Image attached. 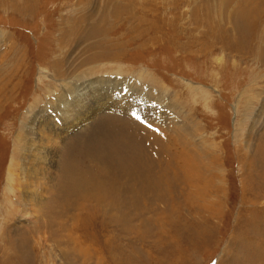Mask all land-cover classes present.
<instances>
[{
    "label": "rangeland",
    "instance_id": "374dc122",
    "mask_svg": "<svg viewBox=\"0 0 264 264\" xmlns=\"http://www.w3.org/2000/svg\"><path fill=\"white\" fill-rule=\"evenodd\" d=\"M79 1L81 2V0H0V29L7 31L13 37L21 53L19 54L24 60L23 67L17 73L16 81L13 82L18 83L14 90H9L12 86L8 88L7 84L5 85L6 73H9L13 66L8 65L9 60L0 61V86L3 89L7 88L4 89L3 96L0 98V264H83L86 260L91 262L89 264H241L238 262V256L242 248L238 246L237 235L238 233L240 235L242 221L251 212L252 203L260 201L264 203V197L262 199L254 197L247 199V202L244 201L242 190L246 189L249 183L257 182L258 179L257 174L249 170V173L255 176L253 180L249 179L250 182L245 184L242 181L244 173L240 171L239 165L248 155L258 154V148L263 144L262 139H258L259 132L254 130L253 137L258 146H254L251 150L254 153L248 150L244 152L241 140L247 125L241 124L239 128L237 124L240 120H244L245 113L247 115L248 109L247 106L245 107L247 99L259 93L260 100L254 99L257 104L251 100L254 101L253 106H259L261 99L264 101V93L260 92L264 89V0H226V2L209 0L204 11L203 8L206 6L203 3H206L198 0H82L83 11L78 13L76 8L79 6ZM116 5L119 8L118 13ZM207 9L210 14H205ZM205 16L210 18V22L215 21L223 25V34L217 27L212 29L214 33H206L224 35V41L219 43L214 51L212 50L211 55L207 54L208 56L201 54L211 45L208 39L203 38L206 35L204 31L208 29L207 26L211 25L207 21L203 22ZM244 19L251 23V29L254 28L255 35L257 34V37L260 35V38L256 40L249 38V44H244L243 50L238 53L229 48L228 39L234 40L239 35L245 23ZM96 25L99 27L93 29ZM200 25L201 28L197 29L196 27ZM66 29H68L67 32ZM254 32L249 27L245 33L254 35ZM66 33L69 38L65 35ZM230 36L233 38H229ZM73 37L75 38L72 39ZM251 40L255 42V45L251 44ZM61 43L67 45L64 48L65 55L62 56L58 55L62 50L59 48ZM3 46L4 42L1 41L0 50ZM57 56L60 59H58L57 71L61 70L60 66L65 69L72 66L76 73L83 75L87 68L93 66L90 72L95 71V76L108 74L130 77L134 84L137 79H140L139 74L143 77V72H147L146 77L140 79L142 86L168 88L169 96L164 95L168 102L178 104L177 106L183 110L182 113L191 112V120L203 122L209 128L208 135L215 133L216 141L222 143L221 159L225 163L223 167L226 169L227 187L230 189L227 190L229 196L227 195L226 202L216 203L217 207L223 209V216L218 219L207 212L201 215L195 213L193 218H190V215L188 216L190 228L193 223L195 231L190 232L188 226V230H181L179 238H175L174 235L175 242L173 236L171 241H165L163 237L166 228L160 227L158 223L162 221L163 216L170 218L169 223L171 219L176 220L177 216L175 213L172 215L170 211L171 197L167 199L171 203L165 208L163 206L165 201L162 203L161 197L164 192H168L165 195H173L172 197L176 199L180 191L179 184L183 185L182 181L188 177L179 170L175 161L169 165L167 171L163 172L166 161L171 159L165 160L168 153L163 151L162 139L157 138L156 135L158 132H164L153 122L154 119L149 120L144 116L148 114L158 118L159 113L152 112L154 103L135 97L132 99L135 102L132 107L136 109L135 114L138 113L133 117L135 119L118 113V110L109 109L108 112H103L96 118L95 127L90 128L92 126L88 125L83 135H74L67 140L65 152L72 145L77 147L82 155H78L77 161L71 163V166L77 164L76 172L82 173L81 170L84 169L87 171L92 164L93 168H89L88 172L91 173L94 170L93 180H99L98 186L102 185L103 188H106L108 184L111 191L105 197L107 211L99 212L95 209L92 211L91 208L96 203L95 197L99 193L82 196L81 190H55L56 203L58 201L63 203L70 197L77 202L83 201L84 204L92 203L91 206L86 205L87 210L79 219L80 224L85 225L83 237L88 242L87 255L84 257L79 252L75 254L66 244V240L60 238L56 229L57 223L51 221V219L54 220L52 215L56 214L53 208L49 211L50 215L46 210L45 214L42 213L43 217L40 216V222L45 223L44 219L48 214L49 219L45 226L42 223L40 226L35 223L27 224L26 221V226L17 225L19 229L26 230L21 235L24 238H17L14 234V228L17 227L14 226L20 217L18 210L22 209V203L20 206L17 200L21 201L19 195L23 193L21 163L24 160L22 142L18 140L17 134L25 127L29 119L30 106L37 99L42 104L45 103L51 95L49 88L56 86L57 82L53 79L55 76L53 65ZM193 83L194 85H190ZM200 84L209 89L211 98L210 102L207 101L208 105L204 98L197 96L195 99L189 89L190 86ZM142 102L143 105L140 106ZM246 117L249 118V116ZM250 122L251 120L248 122L249 127ZM237 127L240 130L235 132ZM136 128L140 130V135L135 134L133 139ZM197 149L202 151L200 148ZM137 150L142 152L146 168H149L152 176L158 180L153 177L143 178L140 181L138 178V182L129 180L130 175L124 167L127 166L129 153H136ZM200 151L198 153L202 155ZM70 154L69 150L68 155ZM240 154L241 157L244 154L243 159ZM179 159L184 158H176V161ZM136 162L134 161L135 164ZM181 166L183 165H179ZM162 172L163 175L160 178L159 175ZM85 174L86 179L90 180L88 173ZM60 180L62 182V178ZM166 181L170 185L166 186ZM133 183H137L138 187L144 185L143 190L138 191V197L130 192L133 189ZM9 184H11L10 192L6 190ZM67 184L65 183V186L70 185ZM117 185L120 186L118 189ZM257 187L263 188L264 185ZM65 191L72 195L64 196ZM140 193L142 195L149 193L147 197L150 202L148 201L147 209L144 206L145 202L142 205ZM59 198L62 199L59 200ZM183 202L179 203V208L184 218L185 212L189 213V211L186 210ZM162 210L167 212L163 213ZM260 210L263 211L261 208ZM170 214L172 216H169ZM74 221L73 216L71 222L74 223ZM163 222L165 224V221ZM77 226L79 227V224ZM253 227L255 228V222ZM39 229L43 232L42 235L50 234L49 238L52 236L49 241H55L60 248L69 250V252L63 250L66 256L60 251L64 262L57 251H54V259L51 253H48V246L44 243L47 240L42 242L43 250L38 248L41 236L37 233L40 232ZM75 234L78 235L79 232ZM191 235L195 237L191 238ZM251 235L264 241L263 236L260 238L255 232ZM18 239L24 246L26 245V248L23 246L24 251L18 250L20 242ZM248 264L258 263L248 262Z\"/></svg>",
    "mask_w": 264,
    "mask_h": 264
},
{
    "label": "bare ground",
    "instance_id": "6f19581e",
    "mask_svg": "<svg viewBox=\"0 0 264 264\" xmlns=\"http://www.w3.org/2000/svg\"><path fill=\"white\" fill-rule=\"evenodd\" d=\"M194 1H197V0H194ZM198 1L206 3V4L203 3V5L206 6L205 8H203V11H204L208 6L207 3L209 2V0H198ZM81 2L79 1L78 3L79 6H77L76 8V11L78 13L83 11ZM223 2H226V0H224ZM220 5H223V4H220ZM145 9H147L146 6H145ZM150 10H153V9H150ZM116 11L118 13L119 11L118 6L116 8ZM200 14H201V11H200ZM205 14H210V11L207 9ZM244 15L246 14L244 13ZM81 17H84V16H81ZM204 21L205 23L207 21V23L211 24L207 26L208 29L204 31L205 33L212 32V29L214 27H217V29L221 31L220 33L223 34V29H222L223 25H221L222 23L217 24L215 21L210 22V18L209 17L206 18V16L205 18H203V22ZM244 21L245 23L243 24V29H241L239 35H237V37L235 36L236 38L234 40L228 39L229 48L231 50H236L238 53L243 50L244 44H247V43L249 44L250 42L249 38H252V40H256L257 38H260V35H258V37H257V34L255 35L254 28L251 29V23H248L247 20L245 19ZM202 25L205 27V24L202 23ZM98 27L99 25H96L95 27H93V29H97ZM249 27H250V30H253L254 35H249V33H245ZM156 28L158 27L156 26ZM196 28L200 29L201 25L197 26ZM67 30L68 29H66L65 31L67 32ZM65 35L68 36L67 33ZM217 35L218 34L213 35L210 33H206V35L203 36V38L208 39V43H210L211 45H209L208 48H205V50L201 52V54L211 55L214 49L217 47V45L221 43L222 41H224V35H219V36ZM12 38L13 37H11V35L7 31L0 29V42L1 41L4 42V46L0 50V61L9 60L8 65L13 66V69L11 71L9 70V73H6V76H5L7 78L6 82L3 81L5 82V85L7 84L8 88L12 86V88L11 89L9 88V90H14L17 87L18 83H13V82L16 81L15 78L17 76V73L22 69L23 64H24V60L22 59L23 57L21 58V55H20L21 53L18 51ZM74 38L75 37H73L72 39ZM229 38H233V37L230 36ZM253 43L255 45L254 41H252L251 44ZM66 46H67L66 44L61 43V47L59 48L62 50L60 51L58 55L60 56L65 55L63 53H64V48ZM23 56L25 57V55ZM58 59L59 57L57 56V60L54 62V65H53L54 67L53 73L55 75L53 79H55L54 81L57 82L56 86L53 88H49V93L51 95L49 96V98L47 99L45 103L42 104L37 99L35 100L36 102L32 106H30V108L28 109L29 119L27 120L25 127L21 129L17 134V138L19 141L22 142V148H23L22 155H23L24 160H23V163H21L22 164V181H23L21 185H22L23 193H21V196L19 195V198H21V201L19 202V200H17L19 204L22 203V209L19 208L18 210L19 212L17 211L20 214L19 215L20 217L18 218L14 227H17V225L19 226L20 224H23L24 226H26L25 225L26 222L27 224H30V223L38 224L37 226H40V223H42L43 226H45V223H47L48 221L47 219H49V216H48V214L50 213L49 211L51 208H53V210L56 211V214L53 213L54 215H52L53 216L52 218H54V220H52L51 217L50 219L51 221L57 223L56 229L58 230V234L60 238L61 239L63 238V240H66V244L72 251L75 252V254L79 252L84 257L87 255L86 246L88 242L85 239V237H83L85 225L84 224L81 225L79 222V219L82 213L87 210L86 205L89 206L92 203L90 202L89 204L87 203L84 204L83 201L77 202L75 199H73V197L66 199L65 202L63 201V203L62 201L61 203H59V201L56 203V200H54L56 199L55 194H54L55 190L57 189L58 190L67 189L68 191L81 190L82 196H85L83 194L91 193L90 195H94V193H99L95 197L96 203L93 204L92 206L90 205L92 208V211H94L93 209H95V211H99V212L107 211L108 207L105 203L106 202L105 197H107L106 195L111 193V191H110L108 184L106 188H103L102 185L98 186L99 180L96 181L97 180L96 178H95L96 179L95 181L93 180L94 170L91 173L88 172L89 168H93L92 164H91V167L87 168V171L84 169V170H81L82 173L76 172L77 164L75 163L71 166V163L74 161H77L76 159L78 155L79 156H82V155L80 152H78L77 147L72 146V145L71 147L67 149V152H65L66 146L68 143L67 140L68 139L70 140V138L74 135L75 136L78 134L83 135L84 129H86L88 125L92 126L90 128L95 127L96 126L95 124L97 122L96 118L101 113L108 112L109 109L113 111L118 110V113L123 114L127 116L128 118L135 119L133 117H135V115L138 114V113L135 114L136 109L132 107L135 105V102L132 101V99L135 97H138L141 100L147 99L148 101L147 100L146 101L148 103L150 102L154 103L155 107L153 106L154 108L152 109V112L159 113L158 118L151 117V115H148V114H145L144 116L147 117V119L149 120L154 119L153 122L159 125L161 127L160 129H162V132H164V133L158 132V135H156L157 138L162 139L161 140L162 144H164L163 151H165L166 154L168 153L165 156L166 158L165 160L171 159L170 161H166V165L163 169V172L167 171L169 165H171L175 161L177 162L176 165L178 164L177 167L179 168V170H182L183 174L185 173V176L188 177L186 178L185 181H182L183 185L179 184L180 191H178V194H177L178 197L176 199L172 197L173 195L172 196L165 195V193L168 194V192H164L163 193L164 195L161 197L162 198L161 202L164 203L165 201V204L163 205L164 208L172 202L170 205L171 214L173 215V213H175L177 216L175 218L176 220L171 219L170 221L171 224L169 223L170 218H167L168 216L167 217L163 216L162 221L158 223L160 227L166 228V231L168 230V232L165 231V235L163 237L165 241H171V237L173 236L174 238V235H175V238H177L178 236H180L179 234H181V230H188V226H189L190 232L195 231V225L193 223H192L193 227L191 226L190 228V222H189V217H188L190 215H191L190 218H193V214L195 213L197 215H201V213L207 212L211 214L213 217H217L218 219H220L223 216V209H221L220 207H217L216 205V203L218 202H226L227 195H228L227 190L229 189L227 187V180H226L227 178L225 176L226 169H224L223 167L225 163H224V160L221 159L222 143L220 142L221 143L220 144L219 141L218 142L216 141L217 136L215 133L208 135L210 133L209 132L207 134L209 128H207V126L203 124V122H197V121L195 122L194 120H191V117H190L191 112L182 113L183 110L180 109L179 106H177L178 104L172 101L168 102L167 98H165L164 96V95L169 96L168 95L169 90H167L168 88L161 86L160 88H158L159 89L158 90L156 87H151L148 85L142 86L140 84L141 83L140 79L142 77L141 74L138 75L140 79H137V82H135V84L131 82L130 77L126 78V77H120V76H112L108 74L95 76L96 74L95 71L90 72L93 66H90L89 68H87L84 71L85 74L83 75L76 73V71H74L75 69H73L72 66L69 69H65V67L63 68L62 66H60L59 69L61 70L57 71V68L59 66V60H60ZM143 74L144 75L142 78H145L146 77L145 74H147V72L146 73L143 72ZM190 85H194V83ZM163 88H165V91H163ZM4 89H7V88L4 87ZM4 89L2 86H0V98L3 96ZM189 89H191V93L194 94V98L197 96L200 98H204V101H206V104L208 105L207 101H209L211 97H209L210 96L209 89H207L205 85L200 84L199 86H194V87L190 86ZM260 92L261 94H263L264 89ZM258 97H259V93H257L256 95H252L251 98L249 99H247L248 97L246 98L247 103L245 104V107L247 106L246 108L248 109L247 115L245 113L244 120H240L238 123L235 121V123L238 124L239 128H241L240 127L241 124L247 125L246 127L247 133L245 132V135H242V140H241L242 144L240 143L244 147V152L245 150H248L249 152L254 153V151H251L254 148V146L257 145L256 144L257 141L253 137L254 130H258L259 132V133L257 132L259 134L258 139H262V143H263L261 147L259 146L258 151L260 153L258 152L257 155L255 154L256 157L254 154H250L248 155L247 158L244 159V162H242L241 164L238 163L240 165V171L244 173L242 181L245 182V184H248V182H250L249 179L253 180L255 176L254 174L249 173V170L257 174L256 176L258 179L257 182L254 181L253 183H249L247 188L242 190L243 198H245L244 200L245 202H247L246 201L247 199H252L254 197L255 199L256 197L258 198L260 197L261 199L264 197V187L263 188L257 187L259 185H264V101L261 99V103L259 104V106L257 105L253 106L254 101L256 102V100L257 101L260 100ZM251 100H254V101H251ZM255 104H257V102ZM142 105H143V102L142 104L140 103V106ZM260 107H261V111H259ZM148 108L149 107H147V109ZM211 108H213L212 104H211ZM190 110H193V109H190ZM246 116H249V118H247ZM249 120H251L249 124L250 127L248 126ZM238 127L236 128L235 132L240 130L238 129ZM139 132L140 130H137L136 128L133 134V139H135V134H139ZM169 132L171 135L169 134ZM174 142H175V145H174ZM197 148L202 149V151H200ZM240 149H242V147ZM69 150L71 151L70 155H68ZM198 151H200L202 155L199 154ZM135 152L136 153H129V156H128L129 160L127 159L128 160L127 166L124 167V170L127 171V173L130 175L129 180L137 181V179L139 178V181H140L143 178L153 177L149 168H146L145 166L146 163H144L142 152H139L138 150ZM243 155L241 157V154H240V157L242 159L244 158ZM180 157L184 159H179L180 161L179 160L176 161V158H180ZM134 161H137L136 164L134 163ZM62 162H63V168H62ZM162 163H163V160H162ZM189 164H191V166H189ZM179 165H183V166L179 167ZM86 172L88 173V177L90 180L86 179V174H85ZM163 172L160 173L159 175L160 178L163 175ZM60 178H62V182ZM153 178L156 179V177H153ZM11 182L13 181L11 180ZM65 183H68L70 185L67 184L68 186H65ZM133 184L134 185H133L132 191L130 190L129 191L133 192V194H135L136 197H138V191L139 192L142 191L144 188V185L141 187H138L139 185L137 183H133ZM10 185L11 184H9L6 188L8 192H10L11 190L9 187ZM165 185L167 186L170 184L166 181ZM118 187L120 186L117 185V189ZM113 190L115 191V188ZM64 193H65L64 196H70V194L72 195V193L67 192V191H65ZM252 194H254L255 196L250 197V195ZM140 195L142 197V201H141L143 202L142 205H144V202H145L144 206L147 209V205L149 204L148 201L150 202L149 198L147 197L149 193H146L143 195L140 193ZM168 198H170V201H171L170 203L167 200ZM60 199L62 198H59V200ZM185 200H187V202H185ZM181 201H184L183 203L186 207V210L189 211L190 213L189 214L188 212H185L186 216L184 218L182 217L181 215L182 211L179 208L180 207L179 203H181ZM6 208H8L7 205H6ZM260 208L263 209V211H261ZM251 209H252L251 212L249 213L247 212L249 214L248 217L242 221L243 223L239 229L240 235L239 233L237 235L238 236L237 237L238 246L242 248V252L240 253V256H238V262H240L241 264H248V262H251V263L256 262L258 264H264V241L258 240L254 238L256 236L251 235V233L255 232V234L259 235V237L263 236L264 238V203H262L261 201L252 203ZM46 210L48 213V214L46 213L48 218L45 216L46 217V219H44L45 223L40 222V219H41L40 216L42 215V213L45 214ZM190 210H193V212H190ZM73 211H75V213ZM166 212L167 210H165L163 213H166ZM171 214L169 216H172ZM73 216L75 220L74 223L71 222V218ZM163 221H165L166 226ZM254 222H255V228L253 227ZM78 224H79V227L77 226ZM14 229H15L14 234L16 235L17 238H20V239L24 238L21 235H23L22 233H24L26 230L19 229L18 227ZM177 230H179V232H177ZM38 231L42 232L40 229ZM40 232H37L39 236L41 235L38 241L41 244V246L39 244L38 248L42 249V242L47 240L44 243L48 246V253L49 254L51 253V256L54 259V251L55 252L57 251L59 254V257L62 259V262H64L60 251H62L63 254L66 256V253L64 251L67 249H65L64 247L60 248L59 247L60 245H58L55 241L54 242L49 241L50 238L52 237L51 236L49 238L50 234L42 235L43 232L42 233ZM76 232H79L80 235L75 234ZM193 237L195 236L191 235V238ZM175 238L173 240L174 242H175ZM20 239L18 240L20 241ZM57 240H60V239H57ZM23 246L24 244L20 241L18 243V250L24 251ZM67 251L69 252V250ZM89 263L91 262L86 260L84 261L83 264H89Z\"/></svg>",
    "mask_w": 264,
    "mask_h": 264
}]
</instances>
